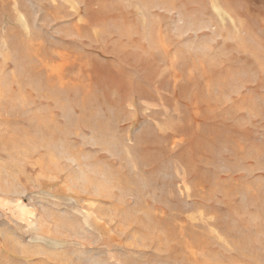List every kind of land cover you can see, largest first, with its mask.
I'll use <instances>...</instances> for the list:
<instances>
[{
    "label": "rangeland",
    "instance_id": "1",
    "mask_svg": "<svg viewBox=\"0 0 264 264\" xmlns=\"http://www.w3.org/2000/svg\"><path fill=\"white\" fill-rule=\"evenodd\" d=\"M0 264H264V0H0Z\"/></svg>",
    "mask_w": 264,
    "mask_h": 264
}]
</instances>
